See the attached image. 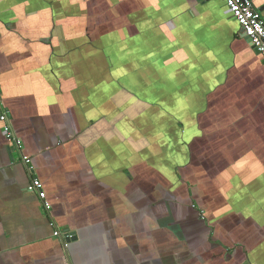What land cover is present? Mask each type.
I'll use <instances>...</instances> for the list:
<instances>
[{"label":"crops","instance_id":"obj_1","mask_svg":"<svg viewBox=\"0 0 264 264\" xmlns=\"http://www.w3.org/2000/svg\"><path fill=\"white\" fill-rule=\"evenodd\" d=\"M0 102V264H264V62L224 0H0Z\"/></svg>","mask_w":264,"mask_h":264},{"label":"built area","instance_id":"obj_2","mask_svg":"<svg viewBox=\"0 0 264 264\" xmlns=\"http://www.w3.org/2000/svg\"><path fill=\"white\" fill-rule=\"evenodd\" d=\"M227 12L238 23L241 33L244 34L245 39L249 45L258 52L259 56L264 62V18L261 13L257 11L252 0H224ZM0 123L2 125L1 131L9 147L13 153L21 154L19 142L13 134L11 124L9 122L8 113L4 110L0 102ZM21 162L25 166L26 171L30 176L26 191L37 196L38 200L45 212L49 213L51 210L50 204L45 200V192L39 179L35 177L33 169L30 166V160L21 155ZM52 226V225H51ZM71 233L55 230L53 236L60 238L63 243V249L66 251L68 247V240L72 238ZM65 264L67 261L65 260Z\"/></svg>","mask_w":264,"mask_h":264},{"label":"rangeland","instance_id":"obj_3","mask_svg":"<svg viewBox=\"0 0 264 264\" xmlns=\"http://www.w3.org/2000/svg\"><path fill=\"white\" fill-rule=\"evenodd\" d=\"M110 78V77H109ZM155 85H158V84H160V83H154ZM120 85H122V86H120V91H126V92H128V93H130L131 94V88H130V86L128 85V82L127 81H120ZM156 91H159V89L158 88H156L155 89ZM139 91H143L144 92V90L142 89V90H139ZM126 92H124V96L126 97V96H128V93H126ZM152 96L154 95V94H151ZM144 95H142V94H138V97H140V98H142ZM145 99H148V96H146L145 97ZM139 105H134L132 108H134V109H136L137 107H138ZM131 108V109H132ZM179 171V170H178ZM190 187H192V186H190V185H188V189L190 188Z\"/></svg>","mask_w":264,"mask_h":264},{"label":"water","instance_id":"obj_4","mask_svg":"<svg viewBox=\"0 0 264 264\" xmlns=\"http://www.w3.org/2000/svg\"><path fill=\"white\" fill-rule=\"evenodd\" d=\"M257 9V8H256ZM257 11H259L260 12V10L259 9H257ZM241 36L243 37V38H245V36H244V34L243 33H241ZM255 51V53H257L258 54V52L256 51V50H254ZM65 233V232H64ZM70 235H72V238H71V240L74 238V234L72 233V234H70ZM70 240V241H71ZM69 240H68V242H70Z\"/></svg>","mask_w":264,"mask_h":264}]
</instances>
